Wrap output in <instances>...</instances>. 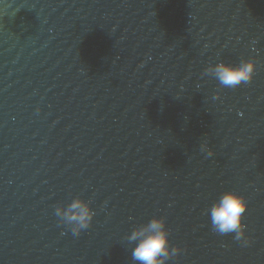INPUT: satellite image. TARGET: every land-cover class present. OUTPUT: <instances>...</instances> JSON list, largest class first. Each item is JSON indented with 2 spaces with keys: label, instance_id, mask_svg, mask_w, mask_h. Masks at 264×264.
Segmentation results:
<instances>
[{
  "label": "water",
  "instance_id": "obj_1",
  "mask_svg": "<svg viewBox=\"0 0 264 264\" xmlns=\"http://www.w3.org/2000/svg\"><path fill=\"white\" fill-rule=\"evenodd\" d=\"M248 59L235 88L205 74ZM229 190L247 245L211 226ZM154 216L165 264H264V0H0V264H138Z\"/></svg>",
  "mask_w": 264,
  "mask_h": 264
},
{
  "label": "clouds",
  "instance_id": "obj_2",
  "mask_svg": "<svg viewBox=\"0 0 264 264\" xmlns=\"http://www.w3.org/2000/svg\"><path fill=\"white\" fill-rule=\"evenodd\" d=\"M255 67V61L251 59L242 60L235 65L221 61L207 67L205 74L214 76L222 87L235 88L253 79ZM201 150L206 151L209 157L213 155L206 142L201 145ZM246 209L247 201L242 194L232 190L225 191L210 208L213 230L220 235L234 233L235 240L247 245L246 226L243 223ZM55 215L61 224L70 228L74 236H79L82 230L91 225L96 212L90 201L76 196L67 205L57 206ZM127 240L135 242L131 255L138 264H165L181 251L179 246L170 245L169 230L163 217L154 216L146 224L135 227Z\"/></svg>",
  "mask_w": 264,
  "mask_h": 264
}]
</instances>
